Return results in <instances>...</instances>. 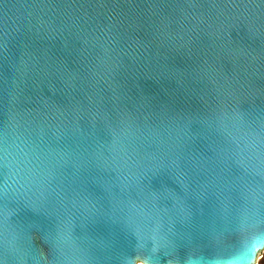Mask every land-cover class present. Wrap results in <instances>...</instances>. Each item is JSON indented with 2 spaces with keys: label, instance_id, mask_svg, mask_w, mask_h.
<instances>
[{
  "label": "water",
  "instance_id": "water-1",
  "mask_svg": "<svg viewBox=\"0 0 264 264\" xmlns=\"http://www.w3.org/2000/svg\"><path fill=\"white\" fill-rule=\"evenodd\" d=\"M254 235L264 0H0V264H215Z\"/></svg>",
  "mask_w": 264,
  "mask_h": 264
},
{
  "label": "clouds",
  "instance_id": "clouds-1",
  "mask_svg": "<svg viewBox=\"0 0 264 264\" xmlns=\"http://www.w3.org/2000/svg\"><path fill=\"white\" fill-rule=\"evenodd\" d=\"M3 152L7 164L12 156V146L5 144ZM143 264H147V261H144ZM190 264H197V262L190 261ZM215 264H264V235L245 238L234 254L216 261Z\"/></svg>",
  "mask_w": 264,
  "mask_h": 264
}]
</instances>
